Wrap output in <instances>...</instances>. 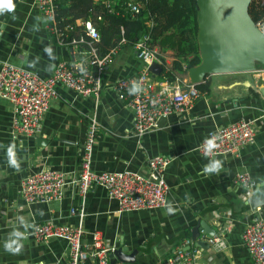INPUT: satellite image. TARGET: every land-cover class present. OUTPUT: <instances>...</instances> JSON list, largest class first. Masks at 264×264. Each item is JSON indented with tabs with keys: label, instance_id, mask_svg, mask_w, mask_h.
Returning <instances> with one entry per match:
<instances>
[{
	"label": "crops",
	"instance_id": "obj_1",
	"mask_svg": "<svg viewBox=\"0 0 264 264\" xmlns=\"http://www.w3.org/2000/svg\"><path fill=\"white\" fill-rule=\"evenodd\" d=\"M47 27L36 0H0V69L9 61L49 78L58 63L83 59L77 51L58 46ZM165 57L169 65L174 60L172 52ZM143 68L136 51L126 46L106 70L100 100L60 87L41 132L34 137L15 132L14 106L0 98V264H70L66 241L39 243L33 238L34 226L48 221L82 225L83 245L89 252L94 250L95 233L102 235L111 253L124 247L128 255L138 252L134 264H164L187 240L195 245L193 231L205 223L217 235L225 234L229 248L216 253L195 245L198 264H252L243 236L259 215L248 205L252 191L237 179L249 174L257 187L264 183V72L209 77L202 84L205 91L199 90L200 98L187 113L171 115L157 131L139 136L134 112L119 100L115 83ZM94 117L99 125L94 172L147 174L149 160L164 156L171 161L166 172L167 208L121 213L119 203L103 187L82 195L74 182L81 175V154ZM242 119L254 122L255 143L237 156L208 158L198 152L211 131ZM42 170L66 176L64 197L51 204L27 205L22 185ZM260 214L264 215V208ZM207 237L202 232L199 241Z\"/></svg>",
	"mask_w": 264,
	"mask_h": 264
},
{
	"label": "built area",
	"instance_id": "obj_2",
	"mask_svg": "<svg viewBox=\"0 0 264 264\" xmlns=\"http://www.w3.org/2000/svg\"><path fill=\"white\" fill-rule=\"evenodd\" d=\"M97 1L103 2L109 10L114 9L116 2ZM126 1L131 13L134 15L141 13L142 5L139 0ZM36 2L40 13L48 21L47 29L51 39L60 47L77 51L83 59L74 63H58L49 78H44L36 71L16 66L9 61L2 63L0 98L11 102L14 106L15 132L25 137H34L41 132L51 103L58 98L60 87L71 90L79 97L100 100L104 90L106 70L128 44L123 38L116 48L101 57L98 49L100 36L94 22L84 23V35L70 40L69 34L76 29L73 25L63 28L58 23V0H36ZM148 25L151 27L152 23ZM260 26L262 28V25ZM149 43L150 36L145 35L133 46L137 56L144 63L142 71L134 77L121 78L115 83L119 100L134 112L135 130L139 136L157 131L162 121L171 115H184L201 96L197 86L191 84L189 79L170 82L155 78L150 67L157 63L165 71V67L169 64L165 55ZM98 136L99 125L94 117L90 119V128L81 154V175L74 182L82 195L85 196L95 186L103 187L109 196L119 203L121 213L167 208L170 187L166 172L171 161L161 155L152 157L149 160L147 174L131 171L96 173L93 170V160ZM256 136L254 122L242 119L211 131L197 150L208 158L237 156L243 148L255 143ZM237 182L244 189L252 191L251 197L254 195L257 183L249 174L240 175ZM68 184L63 173L56 170H42L26 178L22 185V197L27 205L51 204L63 199ZM256 212L259 216L247 226L243 241L252 264H264V215L260 214L261 209ZM84 236L85 230L82 225L73 227L48 221L33 228V238L39 243L51 239L66 241L70 246V264H86L90 260H96L98 264H110L111 251L103 241L102 235L95 233L94 250L91 252L83 245ZM207 242L210 249L216 253H224L229 248L225 234L208 236ZM195 247L192 241L187 240L164 264H198V249Z\"/></svg>",
	"mask_w": 264,
	"mask_h": 264
},
{
	"label": "trees",
	"instance_id": "obj_3",
	"mask_svg": "<svg viewBox=\"0 0 264 264\" xmlns=\"http://www.w3.org/2000/svg\"><path fill=\"white\" fill-rule=\"evenodd\" d=\"M114 1V9L109 10L97 0H58V23L63 28L75 27L76 31L69 34L72 40L84 35V23L94 22L100 36L101 57L116 48L123 38L128 41L126 46L133 48L143 36L149 35L150 46L163 55L174 54V60L157 80L176 82L187 76V65L201 64L197 0H139L142 5L139 15L131 13L126 0ZM250 15L257 25L264 23V0L253 1ZM197 88L201 92L206 89L204 85Z\"/></svg>",
	"mask_w": 264,
	"mask_h": 264
},
{
	"label": "water",
	"instance_id": "obj_4",
	"mask_svg": "<svg viewBox=\"0 0 264 264\" xmlns=\"http://www.w3.org/2000/svg\"><path fill=\"white\" fill-rule=\"evenodd\" d=\"M253 1L197 0L201 64L186 66L191 84L202 85L212 76L264 72V31L250 15ZM150 71L156 78L162 75L164 69L156 63ZM248 205L254 212L264 208V183L257 187ZM193 232L195 245L207 249H210L207 240L199 241L201 233L209 237L217 235L205 223ZM137 254L128 255V249L124 247L111 253L109 259L111 264H116V261L134 264Z\"/></svg>",
	"mask_w": 264,
	"mask_h": 264
},
{
	"label": "rangeland",
	"instance_id": "obj_5",
	"mask_svg": "<svg viewBox=\"0 0 264 264\" xmlns=\"http://www.w3.org/2000/svg\"><path fill=\"white\" fill-rule=\"evenodd\" d=\"M263 26V25H262ZM172 58V57H171Z\"/></svg>",
	"mask_w": 264,
	"mask_h": 264
},
{
	"label": "clouds",
	"instance_id": "obj_6",
	"mask_svg": "<svg viewBox=\"0 0 264 264\" xmlns=\"http://www.w3.org/2000/svg\"><path fill=\"white\" fill-rule=\"evenodd\" d=\"M264 31V30H263Z\"/></svg>",
	"mask_w": 264,
	"mask_h": 264
}]
</instances>
